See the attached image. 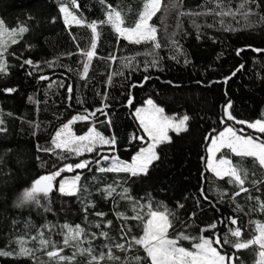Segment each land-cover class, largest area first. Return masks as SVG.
Segmentation results:
<instances>
[{
    "label": "trees",
    "instance_id": "obj_1",
    "mask_svg": "<svg viewBox=\"0 0 264 264\" xmlns=\"http://www.w3.org/2000/svg\"><path fill=\"white\" fill-rule=\"evenodd\" d=\"M61 2L0 0V19L5 25L11 29L24 24L29 29L16 37L17 43H9L4 53L7 70L0 73V250L13 253L0 255V264H57L46 255L51 249H42L39 239H32L40 233L63 249L61 255L72 257L75 253L71 264H88L90 257L79 253L75 242L64 245L65 224L85 230L79 247H91L95 255L107 253L105 245L125 244L126 250L112 247L119 260L105 259L101 264H135L133 257L145 253L140 246L128 248L127 240L139 238L143 224L130 217L137 212L146 215L147 209L140 205L149 203L154 207L162 204L173 213L169 236H189L191 239L179 241V246L187 249L201 235L222 239L227 235L236 240L229 234L230 227L241 229V241L256 237L257 224H264V211L256 199L264 202V169L253 158L221 151L219 156H226L248 173L244 185L248 192L233 198L238 187L228 183L227 177H216L205 163L210 137L225 126L236 125L224 117L229 102L228 111L235 120H264V51H256L264 50V0H248L245 10L251 11L247 19L239 12L235 17L215 15L220 11L218 0H161L160 11L150 21L157 28L160 48L152 42L129 43L110 25H101L96 54L83 79L86 57L81 50L90 48L92 33L87 27L66 26L59 11ZM77 2L80 8L76 14L87 22L104 20L106 4H110L123 13L126 25H133L144 0ZM223 3L235 11L241 0ZM112 56L116 59H110ZM26 60L32 63L25 64ZM129 60L131 66L126 67ZM41 76L48 81H41ZM9 88L15 91H5ZM148 99L168 116H189L187 131L171 133L170 142L156 148L159 159L147 175L99 171L95 164L101 155L131 162L146 145L134 139L143 135L133 112ZM92 112L96 115L73 122L71 132L86 135L94 127L106 138L115 137L114 148L96 147L81 156L54 148L53 137L64 124ZM259 138L264 141V134ZM82 160L90 163L73 172L83 173L75 195L58 191L59 180L69 175L63 171L47 196L38 194L39 204L21 203L34 181ZM254 180L261 183L254 185ZM108 186L115 188L111 196L105 192ZM124 189L132 199L124 197ZM229 217L236 218L237 224L231 225ZM212 224L215 229L208 228ZM19 239L26 241L24 247L33 249L34 255L15 254L20 251ZM218 250L234 254V264H261V249L255 244L240 250L228 244Z\"/></svg>",
    "mask_w": 264,
    "mask_h": 264
},
{
    "label": "snow or ice",
    "instance_id": "obj_2",
    "mask_svg": "<svg viewBox=\"0 0 264 264\" xmlns=\"http://www.w3.org/2000/svg\"><path fill=\"white\" fill-rule=\"evenodd\" d=\"M101 4H106V0H100ZM248 0H241L239 7L233 11L232 8L227 7L223 3V0H218L217 7L220 11L215 12V15L220 17L232 16L235 17L237 12L244 16L245 19L250 15V9H246ZM80 5L77 0H62L59 5V11L63 14L64 23L66 26L77 25L82 27H87L91 30L92 38L90 42V48L88 50H81V55L86 57V61L83 63V75L82 79L87 76L89 65L95 56V49L97 47V40L99 37L98 27L104 24H108L117 33L118 37L128 41L129 43L141 44L152 42L155 48H160V44L157 42V28L150 23L153 17L156 16L157 12L161 9V0H144L142 5V10L138 12L137 18L133 25H126L123 13L117 10L110 4H106L105 19L100 21L87 22L82 17H79L76 12L79 11ZM71 9H75L73 11ZM183 14V13H181ZM209 14V13H204ZM28 27L24 24L18 27H13L9 29L4 20L0 19V73H6L7 65L4 61V53L7 51L9 43H17L16 37L18 35H23L28 31ZM241 50L237 51V55L240 54ZM256 51H264L257 49ZM110 59L115 60L116 57L112 56ZM25 64H31L32 61L26 60ZM153 66L156 60H153ZM126 67L131 66V61L129 60ZM243 67V66H241ZM239 70V69H238ZM235 73H233L234 75ZM41 80L48 79L46 76H41ZM111 79V78H110ZM145 80L149 77H145ZM51 87V85H49ZM7 92H13L15 89H6ZM68 92H72V87L68 86ZM128 105H132L131 97L128 100ZM105 107H107L105 105ZM231 108V102L225 107V116L229 121H235L238 124H246L250 129H254L259 133L264 134V120H256L255 122H246L235 120V117L231 114L228 109ZM97 112H102V109H97ZM96 113L92 112L88 115H80L73 117L71 121L64 124L61 129H59L55 136L53 137V145L55 149H60L61 151H66L70 154H75L76 156H81L84 152H93L96 146H114L116 145L115 137L106 138L100 132H98L94 127L89 128L86 135H75L71 132L70 125L76 120H87L90 116H95ZM106 115V113H105ZM136 119L139 121L140 127L143 132L147 135L150 143L147 147L141 148L136 155L132 157L130 163L121 161L117 156H102L101 159L109 160L112 163L108 168H100L101 172H125L129 173L131 176L147 175L150 166L153 162L159 159L156 148L165 142H170V137L168 135L169 130L179 134L180 132L187 131V121L190 119L189 116L184 115L182 118L176 119L174 117H169L164 114V109L158 107L152 99L146 101V106L142 108H136L134 113ZM2 123V121H0ZM111 122L109 121V124ZM224 123V120H221ZM3 129H0L2 131ZM240 132L243 129L239 130ZM134 139L144 140L143 136L134 137ZM209 139V137H206ZM222 149H228L237 157L241 158H253L254 162L259 165L260 168L264 169V141H259L258 138L252 136H244L238 134V130L231 126H225L222 131L218 133L217 136L211 138V144L208 146V156L206 157L207 168L215 174L216 177L223 179L228 178V183L235 184L238 187V191L234 192L233 198L239 196L243 192H248V189L244 186L247 180L248 173L243 168L234 164L232 160L224 155L216 157L217 153H220ZM89 161L82 160L74 165L68 164L63 168L51 173L47 176H42L32 184L30 189L25 190L21 203L35 202L39 204L38 194L43 193L47 196L52 190V182L56 177L61 175L63 171H72L73 169H85L89 166ZM97 164L100 163L99 160L96 161ZM80 176L76 175L71 180H62L60 182L59 191L65 195H75L78 189V181ZM252 183L258 184L261 181H252ZM108 196H111L115 192V188L108 186L105 189ZM124 197L126 199H132L127 195L128 190L124 189ZM201 195L205 200L208 199L207 195L201 190ZM250 199L252 197H249ZM261 211H264V202L259 201L256 198ZM141 208H146V215H141L137 212V215L130 217V219L140 220L143 224V234L139 238L133 236L127 240V247L131 248L133 246H140L145 255L135 256L133 261L135 264H234L235 256L223 253L218 250L223 249L224 245L230 244L233 249L240 250L249 247L253 244H258L261 248V264H264V224H257L258 235L251 240L241 241L239 238L242 235L241 229L239 227L229 228V234L231 237H235L236 240H230L226 235L223 239L220 236L205 237L203 235L195 238L196 242L192 244L191 249L179 246L180 240H189V236L183 233L177 234L176 238L169 237V229L173 227L172 217L173 213L167 208H164L162 204L158 207H154L152 203L147 205H140ZM183 207V205H180ZM163 208V210H161ZM239 208V206H237ZM98 216H103L104 213H97ZM228 222L231 225L237 224V219L234 217H229ZM111 222L109 221V224ZM209 229H215L216 225L212 224L208 226ZM64 229V240L65 246L72 245L75 242L77 251L81 254H87L90 259L88 264H101V261L107 259L110 261H117L120 258L115 256L112 252V247L117 249L126 250L125 244L117 243L115 245H105L108 248V252H101L99 255L94 254V249L80 248L79 244L83 243L82 237L86 236L85 230L81 228L80 225H75V227L68 224L62 225ZM208 229H204L205 231ZM102 236L107 237V233H101ZM95 236V234H93ZM123 238V237H122ZM33 240L39 239L40 247L42 249H51L46 252L49 261H56L57 264L60 262H65V264H71L75 259V253L72 257H67L61 255L63 251L62 248H57L56 244L50 240L44 239L43 234L40 233L38 236L32 237ZM20 245V251L15 253L20 256H32L34 255V250L24 247L26 241L24 239L17 240ZM0 255L10 256L13 255L11 252H6L0 250Z\"/></svg>",
    "mask_w": 264,
    "mask_h": 264
},
{
    "label": "rangeland",
    "instance_id": "obj_3",
    "mask_svg": "<svg viewBox=\"0 0 264 264\" xmlns=\"http://www.w3.org/2000/svg\"><path fill=\"white\" fill-rule=\"evenodd\" d=\"M62 18H63V21H64V17H63V14H62ZM147 101V100H146ZM146 101H145V103H144V105H142V106H139V107H137V108H142V107H145L146 106ZM157 105V104H156ZM158 106V105H157ZM158 107H160V106H158ZM136 110V109H135ZM135 110H134V112L133 113H135ZM165 114V113H164ZM166 115V114H165ZM168 116V115H167ZM134 117H135V115H134ZM169 117H172V116H169ZM224 117L226 118V116H225V112H224ZM182 118V117H181ZM135 119H136V117H135ZM176 119H179V118H176ZM137 120V119H136ZM75 122V121H74ZM137 123H138V125H139V127H140V124H139V121L137 120ZM239 126V127H237V126ZM236 125L233 127L234 129H236V130H238V134H241V135H244V136H252V137H254V138H258L259 139V141H261L260 140V138H259V134H262V133H259L258 131H256V130H254V129H250V128H248L247 126H246V124H238V123H236ZM241 129H243V131L242 132H240L239 130H241ZM140 130H141V133H142V135L144 136V140L143 141H141V142H146V145L144 146V147H142V148H145V147H147V145H148V143H150V141H149V139H148V137H147V135L143 132V129L140 127ZM223 130V129H222ZM221 130V131H222ZM171 133H175V134H177L176 132H174V131H171V130H169V132H168V135H169V137L171 136ZM181 133V132H180ZM251 133H256V134H251ZM218 135V133L216 134V135H214V136H212V137H215V136H217ZM212 137H210V139L208 140V142H207V145H206V157L208 156V151H207V148H208V146H210V144H211V138ZM171 138V137H170ZM96 147H99V148H109L110 146H96ZM106 150V149H105ZM223 150H228V149H222L221 151H223ZM230 151V150H229ZM94 152V151H93ZM231 152V151H230ZM85 153V152H84ZM83 153V154H84ZM221 153V152H220ZM220 153H217L216 154V157L217 158H219V154ZM98 155H100L101 154V151H98V153H97ZM102 156H109V155H101V157ZM111 156H114V155H110L109 157H111ZM101 157H100V163L99 164H95L96 166H98V168H108L110 165H111V163H112V161H111V159H109V160H103V159H101ZM122 161V160H121ZM128 163H130V162H128ZM206 164H207V161H206V163H205V166H206ZM206 169L208 170V171H210L208 168H207V166H206ZM74 170H79V169H73L72 171H64V172H66V174H69V175H66V176H64V177H62L60 180H59V182H58V185H57V189H58V191H59V187H60V182L62 181V180H65V179H67V180H71V179H73L76 175H79L80 176V180H81V176H82V174L83 173H73L74 172ZM211 172V171H210ZM114 173H119V172H114ZM122 173H125V172H122ZM211 173H213V172H211ZM214 174V173H213ZM215 175V174H214ZM80 180L78 181V189H79V183H80ZM85 186V185H84ZM52 188H53V183H52ZM60 192V191H59ZM61 193V192H60ZM62 194V193H61ZM65 195V194H64ZM259 234V233H258ZM170 237V236H169ZM170 238H173V237H170ZM255 245H257L258 247H260L258 244H255ZM192 247V246H191ZM191 249V248H190ZM261 249V248H260ZM262 251V250H261Z\"/></svg>",
    "mask_w": 264,
    "mask_h": 264
},
{
    "label": "water",
    "instance_id": "obj_4",
    "mask_svg": "<svg viewBox=\"0 0 264 264\" xmlns=\"http://www.w3.org/2000/svg\"><path fill=\"white\" fill-rule=\"evenodd\" d=\"M41 80V79H40ZM41 81H48V79H44V80H41Z\"/></svg>",
    "mask_w": 264,
    "mask_h": 264
}]
</instances>
